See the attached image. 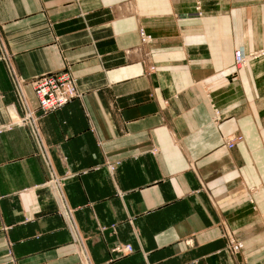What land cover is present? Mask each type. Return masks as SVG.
Listing matches in <instances>:
<instances>
[{
	"label": "crops",
	"instance_id": "1",
	"mask_svg": "<svg viewBox=\"0 0 264 264\" xmlns=\"http://www.w3.org/2000/svg\"><path fill=\"white\" fill-rule=\"evenodd\" d=\"M201 1L0 0V264H264V0Z\"/></svg>",
	"mask_w": 264,
	"mask_h": 264
},
{
	"label": "built area",
	"instance_id": "2",
	"mask_svg": "<svg viewBox=\"0 0 264 264\" xmlns=\"http://www.w3.org/2000/svg\"><path fill=\"white\" fill-rule=\"evenodd\" d=\"M140 33L141 40L144 43V41L147 40V36L145 34V31L143 30V27L140 28ZM236 53L239 58L240 51L238 50ZM154 68L155 66H152V69ZM33 85L35 87V92L39 100V105L44 113L62 107L79 94L76 87L75 77H73L71 73L67 71H55L37 76L33 79ZM18 86L20 88V83L18 84ZM17 123L23 125L30 124L34 131L37 132V116L30 109L28 110L27 115L20 118ZM236 138L241 139L242 136H237ZM236 138L229 139L227 146L233 147ZM57 180V178L53 180V183L56 187L58 186ZM68 214H70V211L68 212ZM230 236L228 248L231 252L238 253L243 247V242L239 241V239L236 237L235 232ZM116 250L121 253H125L132 251V247L130 245H127L125 247L119 246L116 248Z\"/></svg>",
	"mask_w": 264,
	"mask_h": 264
},
{
	"label": "rangeland",
	"instance_id": "3",
	"mask_svg": "<svg viewBox=\"0 0 264 264\" xmlns=\"http://www.w3.org/2000/svg\"><path fill=\"white\" fill-rule=\"evenodd\" d=\"M194 15L201 16V17L204 15V11H203V8H202V1L201 0H196V6H195V9H194ZM241 48H243L245 53H246L244 61L246 59H248V62L246 64H241V65L235 64L237 68H242V69L247 68V67L250 66V64L254 63L257 59H260V58L264 57V46L259 47V48H255L253 50H247L245 47H241ZM236 51H235V53H236ZM235 62H236V58H235ZM243 139H244V137H243ZM233 233H234L233 230H231L230 228H227L226 237L228 239V242H229L230 237H231L230 235L233 234ZM236 237L239 239V241L243 242L242 243L243 247L238 253H244L245 248H246L245 247V240H244V238L239 237L237 232H236Z\"/></svg>",
	"mask_w": 264,
	"mask_h": 264
},
{
	"label": "bare ground",
	"instance_id": "4",
	"mask_svg": "<svg viewBox=\"0 0 264 264\" xmlns=\"http://www.w3.org/2000/svg\"><path fill=\"white\" fill-rule=\"evenodd\" d=\"M143 30L145 31V34H146V36H147V40L144 41V43H146V44L152 43L153 40H154V37H153L150 33H148V32L145 30V28H143ZM139 33H140V29H139ZM140 34H141V33H140ZM140 37H141V35H140ZM141 41H142V40H141ZM238 50L240 51V56H239V58H238L237 53H235L236 64H237V65L246 64V63L248 62V59H246V60L244 61V59H245V55H246L244 49H243V48H239ZM238 50H237V51H238ZM241 50H243V51H241ZM237 51H236V52H237ZM215 114H216L217 117H220V116H221V114H220V110H218V109L215 110ZM238 137H239V136H238ZM240 140H243V137H242L241 139H237V138H236L235 143H234V146H235V144H236L238 141H240ZM228 141H229V140H228ZM228 141L226 142V146H227ZM234 146H233V147H234ZM233 147H229V148H233Z\"/></svg>",
	"mask_w": 264,
	"mask_h": 264
}]
</instances>
